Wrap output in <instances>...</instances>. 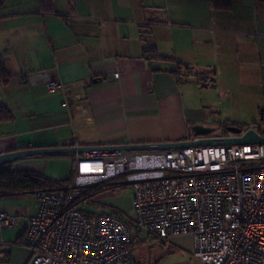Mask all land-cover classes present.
<instances>
[{"label":"crops","instance_id":"1","mask_svg":"<svg viewBox=\"0 0 264 264\" xmlns=\"http://www.w3.org/2000/svg\"><path fill=\"white\" fill-rule=\"evenodd\" d=\"M51 1L52 12L40 10L36 0H7L0 10V106L6 108L0 154L67 143L185 140L194 123L211 126L213 109L195 99L197 87L217 86V52L240 46L260 56L264 38L247 11L237 13V0L227 8L175 0L172 10L129 7V0ZM149 45L169 58L149 59L143 52ZM253 59L246 63L258 75L245 76L250 85L260 83L263 69L261 59ZM50 79L62 81V88L49 93ZM12 166L58 181L72 168L70 155L22 158ZM34 211L31 192L0 196V212L18 217L15 227L0 228V264H28L22 240ZM132 237L134 264H203L191 254L187 234L146 242L148 234L135 230Z\"/></svg>","mask_w":264,"mask_h":264},{"label":"built area","instance_id":"2","mask_svg":"<svg viewBox=\"0 0 264 264\" xmlns=\"http://www.w3.org/2000/svg\"><path fill=\"white\" fill-rule=\"evenodd\" d=\"M62 85L45 84L49 93ZM241 129L264 136V104ZM71 164L61 187L33 193L28 264H134L125 220L83 210L89 190L110 181L129 185L134 224L158 241L187 234L203 264H264V143L74 153ZM16 225L0 212V228Z\"/></svg>","mask_w":264,"mask_h":264},{"label":"rangeland","instance_id":"3","mask_svg":"<svg viewBox=\"0 0 264 264\" xmlns=\"http://www.w3.org/2000/svg\"><path fill=\"white\" fill-rule=\"evenodd\" d=\"M60 1V0H56ZM175 0H129L128 5L142 4L150 8L151 5H159L164 7L167 5L170 10L172 5L177 3ZM239 2V3H238ZM183 3V2H182ZM237 13L244 14L246 11L251 16L255 27V33L264 28V0H237ZM259 25V26H258ZM242 25H239L241 27ZM183 31V30H182ZM184 32V31H183ZM187 32V31H185ZM216 50V49H215ZM247 51V48L231 46L228 49H220L215 56V64L212 69L217 73V86L215 88H206L201 90L197 87L196 102L205 101L210 108L213 109L211 118L207 121L217 131L216 135H226L222 130V124L225 122L232 125L245 128L248 124L258 120L259 110L263 106L264 95V38H261V52L251 56L252 53ZM249 54H248V53ZM261 59L263 65L260 83L255 85L248 84L245 76L258 75V72L248 68V59ZM258 71V69H257ZM91 203L84 206L83 210L88 213L100 214L114 211L119 217L131 220L134 224L131 214L132 197L129 185L116 184V181H110L107 185L93 189L90 197ZM131 216V217H130ZM135 225L131 226L132 235L135 232ZM143 237L147 233L142 230ZM151 234H148L146 242H151L154 239ZM156 240V239H155ZM133 246V254L135 250Z\"/></svg>","mask_w":264,"mask_h":264},{"label":"water","instance_id":"4","mask_svg":"<svg viewBox=\"0 0 264 264\" xmlns=\"http://www.w3.org/2000/svg\"><path fill=\"white\" fill-rule=\"evenodd\" d=\"M214 81V78H210ZM217 129L212 126L194 123L190 127V137L175 142L154 143H129V144H99V145H72L64 146L23 148L0 154V167L12 165L13 162L22 158L33 156H50L74 153H100L115 150H167L188 146H211V145H243L264 143V136H260L254 130H247L242 134V129L236 125L225 127L226 135H216Z\"/></svg>","mask_w":264,"mask_h":264},{"label":"trees","instance_id":"5","mask_svg":"<svg viewBox=\"0 0 264 264\" xmlns=\"http://www.w3.org/2000/svg\"><path fill=\"white\" fill-rule=\"evenodd\" d=\"M7 0H0V10L4 7L5 3ZM38 7L40 10L44 12H52L53 7H52V1L51 0H36ZM212 4L213 7H222V8H227L229 3V0H209ZM144 54L146 57L149 59L155 58V59H161V60H167L169 57L163 56L159 54L154 46H145L143 49ZM3 69V66L0 62V72ZM6 111L5 107L0 106V115L4 114ZM222 130L223 132L225 131V127L228 125H232L229 123L222 122ZM63 155H70L72 156L73 154H63ZM54 156V155H50ZM60 156V155H59ZM64 183V181H58V180H53L48 177H45L36 171L33 170H27V169H20L13 167L12 165H6L3 167H0V196H7V195H15V194H20V193H27L31 192L34 193L36 190L39 189H58L61 187V185ZM96 188H91L88 193V197H91V193L93 189ZM130 219V218H129ZM129 219H123L125 222L130 226L135 225L131 223V220ZM135 230L139 231V229L135 225ZM148 234V233H147ZM156 238V237H155ZM134 246V239L132 237L131 240V248Z\"/></svg>","mask_w":264,"mask_h":264},{"label":"bare ground","instance_id":"6","mask_svg":"<svg viewBox=\"0 0 264 264\" xmlns=\"http://www.w3.org/2000/svg\"><path fill=\"white\" fill-rule=\"evenodd\" d=\"M2 17V16H1Z\"/></svg>","mask_w":264,"mask_h":264}]
</instances>
